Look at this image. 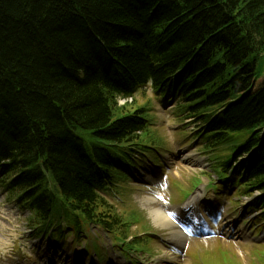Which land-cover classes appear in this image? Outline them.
I'll use <instances>...</instances> for the list:
<instances>
[{"label": "trees", "instance_id": "16d2710c", "mask_svg": "<svg viewBox=\"0 0 264 264\" xmlns=\"http://www.w3.org/2000/svg\"><path fill=\"white\" fill-rule=\"evenodd\" d=\"M263 58L264 0H0V183L42 229L65 218L121 232L126 218L100 190L118 145L151 135L145 107L117 98L151 79L181 95L208 147L237 131L252 147ZM260 146L248 192L264 186Z\"/></svg>", "mask_w": 264, "mask_h": 264}, {"label": "rangeland", "instance_id": "374dc122", "mask_svg": "<svg viewBox=\"0 0 264 264\" xmlns=\"http://www.w3.org/2000/svg\"><path fill=\"white\" fill-rule=\"evenodd\" d=\"M259 69H261V63L259 64ZM263 77L264 75L256 80L255 87L260 81L263 80ZM150 96L151 90L147 89V91L143 90L142 92L137 93V98L135 99L137 103H141ZM121 104L123 103H118L119 106ZM133 106L135 107L134 104ZM133 106H131V108H133ZM168 108H171V106ZM162 114V117L165 120L162 122V124L159 125L157 131L166 140L168 146L171 145L176 148L172 153L167 154V156L171 158V160L168 161L170 162L168 170L165 171V179H168V183L165 181L162 182L161 185L163 188L161 189H158L156 187V185L158 184H155L153 186H155L156 189H153L155 187L148 188L146 191L134 194L135 202H137V204L145 211L148 221L157 231V241H155L154 243L151 241V238L135 243V250H137L139 254L151 255L156 248L157 253L155 254V256H152V258L146 260L148 264H157L161 261H166V259H168L170 255H175V257H178V255L174 251L175 249H178V247L172 244V241L170 240L171 229H162L155 226L149 211L151 209L160 208L161 206H163V204L170 206L169 204L172 203L171 200H175L173 196H175L176 198H182L183 193L181 190L184 187H182L180 182L185 187H190L191 180L195 178L196 174L201 173L198 171H200L201 169L206 170L210 167L207 155L200 151V149L202 148V142L203 145L205 144V139L200 142V138L197 137V133L202 128L201 123L194 118L184 120V124L189 123L187 126L188 133L186 134V132L183 130L176 131L172 128H167L166 126L171 124H179V118L176 116V113L173 114V117H170L169 112H162ZM184 124H182L181 126L179 125V127H184ZM201 136L202 135H200V137ZM229 144L226 146L227 148L221 152L222 157H225V159L227 155L229 156L233 152V149L230 146L231 144ZM188 153L193 157L189 158V160H186ZM159 178L161 180H164V177H162L161 175H159ZM172 184L176 187L175 190L174 188H172ZM1 193L3 192L0 189V264H12L13 262L22 259H27V263L30 264V261L36 259V255L33 251H30L31 248H29V246H27V248H24L21 245L22 243L25 245H29L28 241L30 237L28 238V236L23 233H25L26 231V233L28 232V234H32L27 227L26 219L23 215L24 212H22V209L20 210V208L14 202L4 205L2 199L4 197ZM147 196L154 197L155 202L144 203L143 199ZM224 201L225 200H221L219 198L217 207L219 208L223 206L224 208H226V206L224 205H219V202L223 203ZM241 201V204L237 208L230 207L233 212L225 211L224 213L214 216L213 218L209 217V222H213L215 225H218L228 219V217H231L232 221L234 219H238V221L235 223L236 226H239L241 224V226H243L242 228H244V226H247L246 224L248 223H244V219L242 220L241 218L246 212H251L248 204H246L250 201V199L245 198ZM171 205H174L176 207L180 206L179 202H174ZM238 211L239 215L236 214ZM138 231H140V228H137L136 232ZM20 236L24 237L21 242H19L18 239V237ZM262 239L264 240V238ZM224 242L225 241L221 242V240H213L209 242V246L208 244L197 243L195 241L194 243H191L187 246L185 255L188 258L190 264H264L263 243H258L254 247L250 244L248 246H241L232 242ZM93 248L97 250V254L100 255L99 257L102 259V252L105 250L102 245V240L95 241L94 245H89L88 255L91 254ZM28 253L32 257L31 259L26 258ZM244 254H246V256ZM182 264H188L187 259L184 258Z\"/></svg>", "mask_w": 264, "mask_h": 264}, {"label": "bare ground", "instance_id": "6f19581e", "mask_svg": "<svg viewBox=\"0 0 264 264\" xmlns=\"http://www.w3.org/2000/svg\"><path fill=\"white\" fill-rule=\"evenodd\" d=\"M258 129H254L253 130V134L256 131H259L260 134V140H259V145L258 143H256V145H253L252 147L249 146L250 144V139L252 138V132L251 131H244V132H232V133H228L226 134L227 136V140L229 141V144L234 153V156H228L226 157H222L220 154L219 155H215L214 158L216 159H220V162H222L224 164V161H226V165L220 164L218 166H216L217 170H220L221 172H223L224 174L226 173V175H232L234 176V172L231 170L232 168H242V169H246V168H251V163L248 161H245L244 158H252L254 159L257 153V150H261V144H262V139L264 138V127L260 128L257 127ZM108 143L105 142H101L100 145L103 147L107 146ZM119 148L123 147V143H120L118 145ZM234 151H237L234 152ZM188 158L191 157V155L187 156ZM188 158H186L188 160ZM233 158V160L231 159ZM238 166V167H237ZM225 168H227V170H225ZM255 174H257L255 172ZM229 177V176H228ZM31 196V195H30ZM194 197L192 198V200L190 202H193ZM230 200V205L232 208H237L238 205L234 199L233 196H230L229 198ZM144 203H151V202H155V198L152 196H147L143 199ZM190 205L191 204H187L185 205L184 208H178V209H169V211H166L165 207H160L157 209H151L149 211L153 222L155 224V226L162 228V229H166V228H175L177 227L176 224V219L175 217L178 215L181 216H185L189 214V209H190ZM225 228V233L228 234L231 231V226L230 224H228L227 222L222 224ZM171 236L174 239L173 241L178 242L181 245H184L185 242L188 241V235L183 233L181 230H173L171 232ZM124 261H126L125 258H123ZM179 262H181L180 259L176 258V257H172L170 256V259L166 260V264H178ZM160 264H164L163 262Z\"/></svg>", "mask_w": 264, "mask_h": 264}]
</instances>
